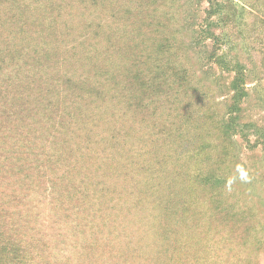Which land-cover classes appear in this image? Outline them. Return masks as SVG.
Instances as JSON below:
<instances>
[{"label":"rangeland","instance_id":"1","mask_svg":"<svg viewBox=\"0 0 264 264\" xmlns=\"http://www.w3.org/2000/svg\"><path fill=\"white\" fill-rule=\"evenodd\" d=\"M0 59V85L21 84L0 97V201L40 229L44 264H157L162 215L212 201L179 180L200 169L227 177L206 182L223 215L243 213L229 229L205 212L225 237L211 229L217 253L192 263L264 264V244L234 237L264 241V0H0Z\"/></svg>","mask_w":264,"mask_h":264},{"label":"trees","instance_id":"2","mask_svg":"<svg viewBox=\"0 0 264 264\" xmlns=\"http://www.w3.org/2000/svg\"><path fill=\"white\" fill-rule=\"evenodd\" d=\"M7 58H10V55H8ZM0 61H2V59H0ZM35 62H36L35 63L36 69H40L39 66L41 63L39 62V60H35ZM0 68H3V67L1 66ZM226 68L228 69V67ZM243 78H244V74L242 73H235L233 77L232 98L234 99V102H237L238 98L246 97V93H244L245 86L243 83V80H244ZM3 82H6V85L5 86L0 85V97L2 96V98L5 101V102L3 101L4 104L6 103V105L4 106L8 107L7 101L9 100V97H7L6 94H10V92L13 93L14 91H11V90L15 88L16 86L19 87L21 84L19 81L17 82V80L11 82L10 80L7 79V80H3ZM33 82L34 80L30 79V82L28 83L33 84ZM64 82L68 83V78H65ZM61 83H62V79H61ZM81 83L82 82H80V84ZM80 84L73 83L69 86L68 89H65V90L70 91L69 93H74V94H77V93L89 94L91 92V90L86 92L87 90L85 91L84 87L80 86ZM95 91H98L97 88L93 89L92 93H94ZM42 93H43L42 90L37 91V93L35 94V100L36 102L41 103L43 107L42 108L35 107V109H38L44 112L45 111L52 112L54 110L52 109L53 102L51 101V102L45 103L44 105L43 102L45 98L42 97ZM58 94H60V92H58L57 95ZM61 95H60V98L63 97ZM12 98L14 99L15 97H12ZM50 105L51 107L49 108L48 106ZM60 105L61 103L59 104V106ZM234 108H235L234 109L235 111L239 110L238 107H234ZM1 113L4 115H8V108L6 111H1ZM232 118L233 116L230 117L226 121V123L224 124V127L222 128H224L225 130H229L228 128L231 129V127H233L235 123V121H233ZM234 118L236 119L235 116ZM237 130L240 131V129H237ZM237 130H235V132H237ZM262 145L264 146V142H262ZM54 161H57V159H55ZM56 168H60V166ZM59 176L63 180V178L66 176V173L59 174ZM6 178H7L6 174L1 175V179L6 180ZM225 178L227 179V177L222 178L217 174L208 175L206 172H203L202 169H200V171L193 173L192 177L189 180L184 178L183 176H180V179H179L180 181L182 180L188 181V185H185V188L195 194L194 197L196 198L197 202L200 200V196H202V195H199V192L201 193V191L203 192L207 191L208 192L207 194L212 196V197L208 196V200L211 198L210 200L212 201H209V206L207 207V210L201 209L200 208L201 206H196L195 209L193 208L190 210V206L193 204V201L191 200L189 202H184L182 200L180 202V206H182L181 213L182 212L184 213L179 214L178 217H177V214L174 216V218L172 216V220H168V217L165 218L164 215H162L165 221L163 223V227L160 230V234H162V236H167L165 234H168V229H171L169 232L173 231L175 234V237L169 240L167 239V237H163V238L162 236L160 237L161 240L159 243V248H158V253H157L158 256L157 258H154V260L157 261L156 262L157 264H200V263H195V262L192 263V261L200 258V254H204L205 257L209 258L213 256L211 254L217 253L216 250H214L213 252L211 251L210 253L209 251L210 242L208 244H205L202 242L209 241V240H206V238L209 235V232L211 229H212L211 238L214 237L216 239L217 238L220 239L222 238V236L223 237L225 236L223 235L221 228L219 227V224L217 222V216L214 215V220L216 223L214 224L213 227H211L210 225L209 226L210 230L207 231L206 227L202 225L201 223L202 215H204L205 212H212L211 210H213L214 213L216 212V215L221 217V221H226V220L229 221V219L233 218L234 214L239 215L243 213V210L236 208V206L234 205V207L231 206L229 211H226L223 215V212L225 211L226 208H221L219 207L218 204H215L217 200L215 199L214 195L216 194L222 195V192L218 191L219 189L217 191H214L213 189L210 191L209 189L210 186L207 187L208 184L206 182L210 179H213L214 183H219V185H221L222 179H225ZM62 187H63V190H65L67 186L62 185ZM211 188H214V186H211ZM184 192L187 193V191H184ZM232 192L234 195L240 194V193H236V192H240L239 188L233 189ZM183 196H187V194H184ZM13 199L14 198H12V201ZM170 199L171 198H168L167 201L170 202L171 201ZM1 202L2 201H0V264H44L42 260L43 257L42 259H40V256L42 253L45 254L48 243H46L45 241H41L39 237V235L41 234L40 229L37 227L29 226L28 222L24 221L21 218V213L17 215V219H13L12 217H9V219H6L8 217H5L6 215L3 214V210L4 209L7 210V209L4 207L5 204ZM6 206L8 205L6 204ZM162 208H163L162 212L164 211L165 214L166 212H168L167 209H169L172 214L171 208L167 206V203ZM229 212H233V213L230 215ZM182 216H185V217H182ZM176 218H179V220L176 221ZM234 219H237V218H234ZM171 221H172V226L169 227V224L171 223ZM208 221L210 222L211 220L209 219ZM232 221L233 219L231 220V222ZM235 224L236 222H232V224L223 223L221 226H224V227L228 226V228L231 229L232 227H234L233 225ZM166 225L168 226L167 228L164 229ZM251 229L255 230L254 227ZM244 234L245 236L241 234H238V235L236 234L234 235V237L237 238L241 242H244L245 240V243L247 241L248 243H251V244L252 242L249 239L253 237L252 241L255 242L257 247H259V245L264 244V241L262 240V238L257 239V237H255L256 234H254L253 232L249 231L248 233L247 231H245ZM89 246L93 247V244L90 243L87 245V247ZM215 260H217V262L219 260V258H217V254H215ZM215 260H211L213 262H211L210 264H215L216 263Z\"/></svg>","mask_w":264,"mask_h":264}]
</instances>
